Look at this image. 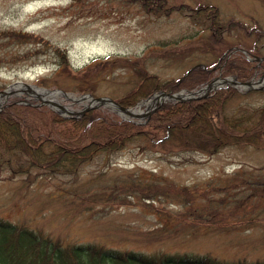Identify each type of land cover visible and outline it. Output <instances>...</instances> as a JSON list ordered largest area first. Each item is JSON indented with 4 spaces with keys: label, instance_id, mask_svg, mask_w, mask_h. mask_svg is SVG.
<instances>
[{
    "label": "rangeland",
    "instance_id": "374dc122",
    "mask_svg": "<svg viewBox=\"0 0 264 264\" xmlns=\"http://www.w3.org/2000/svg\"><path fill=\"white\" fill-rule=\"evenodd\" d=\"M167 2L217 6L222 21L238 24L223 32L229 46L264 55V0ZM20 33L61 47L67 65L60 68L53 52L40 50L37 38ZM209 33L204 20L190 12L147 13L126 0H0V85L21 81L75 96L115 99L136 85L141 71L165 82L175 81L195 63L215 67L220 54L209 52ZM54 98L68 101L61 95ZM263 101L264 93L256 92L235 98L229 108L236 111ZM136 145L111 155L108 163L94 160L74 180L37 175L35 169L28 176L8 178L7 169L2 170L0 218L64 242L92 241L146 253L210 252L222 258L264 255V245L257 241L264 225V199L240 178L264 179V149L227 147L213 155L165 156ZM128 172L194 190L191 204L183 205L180 198L129 202L113 195L81 201L88 189L109 191L114 179ZM248 194L252 197L245 198ZM239 200H245V207ZM209 213L213 216L207 217ZM247 217H254L257 225L243 222Z\"/></svg>",
    "mask_w": 264,
    "mask_h": 264
},
{
    "label": "trees",
    "instance_id": "16d2710c",
    "mask_svg": "<svg viewBox=\"0 0 264 264\" xmlns=\"http://www.w3.org/2000/svg\"><path fill=\"white\" fill-rule=\"evenodd\" d=\"M126 1L136 2L147 13L168 15L178 10L199 16L210 29L206 40L211 43L206 45L213 55H221L230 47L223 32L238 25L233 20L222 21L215 5L169 4L167 0ZM20 35L37 38L40 50L53 52L60 68L67 65V55L61 47L31 33ZM223 59L220 61L224 62L221 74H233L241 81L261 72L264 67V60L248 59L239 50H234ZM139 74L136 85L116 98L120 104L132 105L158 89H193L209 81L215 71L211 65L195 63L180 81L165 82L150 72L141 71ZM256 92L262 94L264 89L239 92L231 85L218 87L200 98L160 104L144 122L123 119L106 107L89 108L79 117H64L46 105L17 102L16 98L11 97L0 108V173L7 169V177L13 178L24 174L28 176L35 169L39 172L37 175L49 178L68 176L74 180L84 166L99 158L108 163L111 155L133 143L141 151L165 156L182 153L213 155L227 147L264 149V101L239 107L236 111L229 108L235 98ZM243 172L237 170L235 173ZM240 178L243 186L258 191L257 197L264 199V179ZM157 181L159 179L128 172L114 179L109 191L94 192V189H88L81 201L99 198L100 195L108 199L113 195L122 196V201L129 202L148 200L152 203L158 198L171 201L180 198L183 205L191 204L194 190L188 191L186 187L167 180L154 183ZM123 192L128 193L124 195ZM250 197L249 194L245 195V198ZM244 201H241L243 207ZM199 215L202 216V213ZM210 216L213 215L209 213L207 217ZM198 218L197 215L194 219ZM202 218L206 222L207 218ZM253 219L247 217L243 222L257 225ZM259 229L262 233L257 241L264 245V225ZM0 264H264V255L250 257L243 254L235 258H222L210 252L146 253L106 247L92 241L64 242L40 229L0 218Z\"/></svg>",
    "mask_w": 264,
    "mask_h": 264
},
{
    "label": "water",
    "instance_id": "95a60500",
    "mask_svg": "<svg viewBox=\"0 0 264 264\" xmlns=\"http://www.w3.org/2000/svg\"><path fill=\"white\" fill-rule=\"evenodd\" d=\"M243 52L247 53L245 49H241ZM261 58V57H259ZM261 78H263V75L260 76V78L256 81L248 80V81H238L235 77H220L216 76L213 80L208 82L206 85H203L195 90H189L187 92H184L183 90H179L176 92L172 91H158L154 94L149 95L147 98H150L152 96L156 97L157 100L152 102V105L146 106V111L144 113H141L140 108L136 109V112L131 111L129 106H123L115 99H112L108 96H98L94 97L91 95H82L80 97H74L73 100H80V99H86L88 102L84 103L83 106L79 110H74L69 105L64 104L60 101L46 98L45 95H51L56 93H63L65 97L69 96L62 92L61 90H55V91H49L47 89H41L35 87L34 85H30L27 83H16L18 85H22L23 89L21 91H33V95L40 99L39 105L45 104L49 106L51 109L56 111L57 113L63 115V116H79L81 115L85 110L91 108V107H99V106H107L111 108L113 111L118 113L123 118L133 117V118H139L140 115H144L145 118L149 117L151 113L154 111V109L160 104L165 101H171V100H185L190 98H198L202 95H206V93L209 90L215 89L217 86L221 85V83H231L233 85H241L242 88L249 89V88H257V87H263V86H257V83L260 82ZM14 84H11L7 86L6 88L0 90V95L2 94H10V93H16L14 89H11V87ZM41 92L44 93V97L41 95ZM30 93V92H29ZM143 104V101L137 102L135 105H141Z\"/></svg>",
    "mask_w": 264,
    "mask_h": 264
},
{
    "label": "bare ground",
    "instance_id": "6f19581e",
    "mask_svg": "<svg viewBox=\"0 0 264 264\" xmlns=\"http://www.w3.org/2000/svg\"><path fill=\"white\" fill-rule=\"evenodd\" d=\"M157 100V98L156 97H151L149 100H147V102L148 103H152V102H154V101H156ZM131 111H136V110H131Z\"/></svg>",
    "mask_w": 264,
    "mask_h": 264
}]
</instances>
